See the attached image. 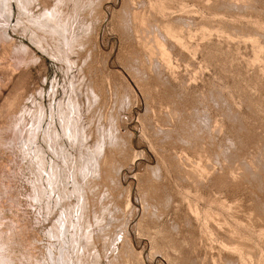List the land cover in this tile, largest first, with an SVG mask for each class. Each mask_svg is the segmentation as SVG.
<instances>
[{
    "label": "rangeland",
    "instance_id": "374dc122",
    "mask_svg": "<svg viewBox=\"0 0 264 264\" xmlns=\"http://www.w3.org/2000/svg\"><path fill=\"white\" fill-rule=\"evenodd\" d=\"M263 32L264 0H0V264H264Z\"/></svg>",
    "mask_w": 264,
    "mask_h": 264
},
{
    "label": "bare ground",
    "instance_id": "6f19581e",
    "mask_svg": "<svg viewBox=\"0 0 264 264\" xmlns=\"http://www.w3.org/2000/svg\"><path fill=\"white\" fill-rule=\"evenodd\" d=\"M21 2V1H20ZM19 2V3H20ZM23 3V2H22ZM223 7V6H222ZM186 9V8H185ZM183 11V10H182ZM264 33V32H263ZM224 34V33H223ZM175 35V34H174ZM175 75V74H174ZM136 90V89H135ZM193 163V162H192ZM206 164V163H205ZM200 166V165H199ZM211 166V165H210ZM221 166V165H220ZM197 167V166H196ZM201 167V166H200ZM205 167V166H204ZM207 168V167H206ZM209 169V168H208ZM199 170V169H198ZM205 170V169H204ZM185 171V170H184ZM200 171V170H199ZM192 172V171H191ZM194 172V171H193ZM202 173V172H201ZM129 176H133V175H130L129 174ZM200 195V194H199ZM203 195V194H202ZM201 199V198H200ZM223 201V200H222ZM233 203V202H232ZM231 204V203H230ZM224 206V205H223ZM198 207V206H197ZM227 207V206H226ZM232 207V206H231ZM230 208V207H229ZM197 209V208H196ZM225 209V208H224ZM232 209V208H231ZM228 210V209H227ZM234 210V209H233ZM231 211V210H230ZM261 212V211H260ZM207 213V212H206ZM236 214H238V213H236ZM229 215V214H228ZM221 216V215H220ZM240 216V215H239ZM205 217H207L206 215H205ZM225 219V218H224ZM210 221V220H209ZM203 222V221H202ZM207 222V221H206ZM224 223V222H223ZM237 223V222H236ZM240 223V222H239ZM247 224V223H246ZM245 225V224H244ZM249 225V224H248ZM205 226V225H204ZM213 226V225H212ZM232 230V229H231ZM233 233V232H232ZM231 234V233H230ZM253 234V233H252ZM261 234V233H260ZM235 235V234H234ZM223 237V236H222ZM203 239V238H202ZM215 239V238H214ZM213 240V239H212ZM205 242V241H204ZM218 243V242H217ZM256 245V244H255ZM229 246V245H228ZM224 248V247H223ZM228 248V247H227ZM231 248H233V247H231ZM221 250V249H220ZM227 250V249H226ZM234 251V250H233ZM240 251V250H239ZM218 252V251H217ZM222 252V251H221ZM236 253V252H235ZM241 253V252H240ZM242 255V254H241ZM263 257V256H262ZM222 258V257H221ZM228 259V258H227ZM232 258H230V260H231ZM229 260V259H228ZM233 261V260H232ZM209 262V261H208ZM229 262V261H228ZM233 263V262H232ZM231 263V264H232ZM235 263V262H234ZM227 264V263H226Z\"/></svg>",
    "mask_w": 264,
    "mask_h": 264
}]
</instances>
